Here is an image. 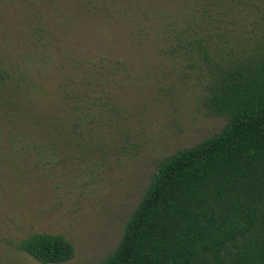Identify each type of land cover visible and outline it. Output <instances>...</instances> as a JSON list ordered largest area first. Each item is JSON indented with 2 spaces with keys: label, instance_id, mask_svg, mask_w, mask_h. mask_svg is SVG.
Wrapping results in <instances>:
<instances>
[{
  "label": "rangeland",
  "instance_id": "374dc122",
  "mask_svg": "<svg viewBox=\"0 0 264 264\" xmlns=\"http://www.w3.org/2000/svg\"><path fill=\"white\" fill-rule=\"evenodd\" d=\"M243 1L214 25L200 21L196 0H95L98 8L88 0H0V56L51 89L108 88L111 112L85 152L61 144L62 155L45 160L20 143L0 155V264H43L18 247L40 232L74 246L72 259L58 264L105 259L159 162L224 125L208 106L212 76L244 61L236 59L249 51V33L264 39V26L239 33L224 22L240 17ZM199 22L212 35L222 29L211 38L221 60H193L174 46L201 36ZM52 96L43 109L54 107Z\"/></svg>",
  "mask_w": 264,
  "mask_h": 264
},
{
  "label": "trees",
  "instance_id": "16d2710c",
  "mask_svg": "<svg viewBox=\"0 0 264 264\" xmlns=\"http://www.w3.org/2000/svg\"><path fill=\"white\" fill-rule=\"evenodd\" d=\"M196 2L205 16L200 21L215 25L244 1ZM88 4L98 8L95 0ZM99 9H103L100 4ZM228 21L224 22L240 25L239 33L254 26L261 30L264 0H247L240 17ZM199 25L201 36L187 37L184 43L178 39L174 46L193 60H221L212 52L219 43L211 38L222 29L212 35ZM261 35L249 33V51L236 59L244 61L212 76L208 106L225 116L222 128L159 162L117 245L100 264H264ZM105 73L107 82L114 80V67ZM100 92L63 83L51 89L15 61L0 56V155L13 153L12 147L20 143L32 145L45 160L62 155L61 144L74 143L85 152L83 146L94 143L98 122L110 112L106 107L109 90ZM47 94L53 95L54 107L43 109L41 101ZM18 247L43 264L63 263L74 256V246L61 234L31 233Z\"/></svg>",
  "mask_w": 264,
  "mask_h": 264
}]
</instances>
